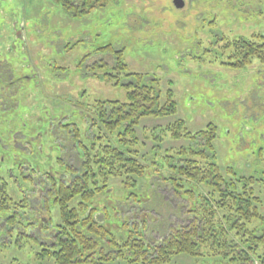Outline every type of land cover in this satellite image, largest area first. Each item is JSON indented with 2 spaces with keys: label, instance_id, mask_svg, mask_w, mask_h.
I'll return each mask as SVG.
<instances>
[{
  "label": "rangeland",
  "instance_id": "374dc122",
  "mask_svg": "<svg viewBox=\"0 0 264 264\" xmlns=\"http://www.w3.org/2000/svg\"><path fill=\"white\" fill-rule=\"evenodd\" d=\"M183 1L185 5L179 9L174 0H114L102 10L74 19L53 0H0L3 58L15 67L17 78H33L22 82L23 89L15 98L19 107L12 111L15 117L8 119L10 126L27 133L21 137L27 150L20 151L25 166L33 164L38 150L37 145V149L30 150L29 137L35 133L28 128L38 126L41 110L48 109L53 117L63 111L80 121L73 104L126 102L124 85L134 82L127 74L145 76V83L159 92L162 106L172 93L176 113L142 118L134 135L127 137L130 144L126 149L136 153L141 164L148 167L140 187L145 192L141 199L147 205L142 210L127 203V194L117 180L110 181L113 185L105 202L110 209H118L110 216L114 220L133 223L146 218L150 224L146 233L155 241L186 219V208H182L187 203L174 196L167 181L173 177L185 185L191 183L169 168V163L179 167L186 159L203 165L205 162L191 156V149L215 162L223 175L231 168L236 178H255L253 187L263 201L264 214V64L253 59L247 68L231 67L233 50L228 47L233 41L264 35V0ZM14 22L22 35L18 55L7 50L12 43L7 30ZM120 58L127 70L117 68ZM180 120L186 126L179 131L182 137L175 140L171 127ZM24 124L28 125L26 129ZM211 124L217 130L213 152L207 150L201 136L192 139ZM79 126L84 127L82 122ZM0 137L10 138L4 128ZM113 138L111 141L116 142V134ZM41 145V161L58 167L57 153H50L44 141ZM8 151L0 147V177L12 201L26 203L28 209L19 210L27 216L20 228H5V219L0 220V264H53L40 254L47 246L55 245L52 237L61 224L59 208L45 200L48 186L41 199L35 200L40 191L32 189L25 178L27 172L24 176L13 168ZM9 171L13 176L8 175ZM35 171L38 173L39 168ZM30 197L39 204L40 212H30ZM41 200L49 204L43 205ZM145 213L151 218L144 217ZM102 217L99 214L97 220ZM39 220L46 221L45 227L39 225ZM252 227L264 229V223L254 222ZM195 259L177 258L180 264H196Z\"/></svg>",
  "mask_w": 264,
  "mask_h": 264
},
{
  "label": "trees",
  "instance_id": "16d2710c",
  "mask_svg": "<svg viewBox=\"0 0 264 264\" xmlns=\"http://www.w3.org/2000/svg\"><path fill=\"white\" fill-rule=\"evenodd\" d=\"M53 1L71 18L81 19L106 8L114 0ZM228 47L233 50L229 57L231 67L247 68L253 59L264 64V35L252 40H236ZM117 54L121 56L120 52ZM118 61L117 68L127 70L121 58ZM127 77L134 82L123 84L127 89L126 102L97 101L91 106L85 105V117L91 119L90 140L86 134L82 136L78 130L80 126L76 131L77 137L85 141L81 142L83 172L76 174L72 167L65 170L66 163L61 161L58 167L51 166L50 174L45 172L47 180L39 186L52 188L51 195L44 199L58 206L61 224L54 229L55 245L47 246L40 256L53 264H180L178 257L196 258V264H264V229L252 227L254 222L264 223L263 201L253 187L257 180L236 178L231 168L223 175L215 162L208 161L209 158L197 150L191 149V156L201 159L205 162L203 165L191 159H186L179 167L169 163L170 170L191 183L185 185L168 177L174 196L187 203L182 208H186V219L169 228L160 241L151 239L146 233L150 227L146 218L131 223L110 217L118 211L105 204L113 185L110 181L120 182L127 194V203L132 202L142 210L147 205L141 199L145 192L140 187L148 167L141 164L136 153L126 149L130 144L127 137L134 135L142 118L177 112L171 92L162 106L159 92L155 86L145 83V76L127 74ZM82 124L84 126V122ZM185 126L180 120L171 127L175 140L182 137L179 131ZM216 131L211 124L207 131L197 133L192 139L201 136L204 146L213 152ZM115 134L116 142L111 141ZM182 152L187 154L185 148ZM56 171L71 172L73 180L62 181ZM6 186L0 177V220L5 219V228H20L22 220L27 219L19 210L28 209V205L14 203ZM45 200L43 205H48ZM35 209L30 212L34 214ZM99 214L103 216L101 220H97ZM144 217L151 218L146 213ZM39 223L45 227L46 221L39 220Z\"/></svg>",
  "mask_w": 264,
  "mask_h": 264
},
{
  "label": "flooded vegetation",
  "instance_id": "af4514ba",
  "mask_svg": "<svg viewBox=\"0 0 264 264\" xmlns=\"http://www.w3.org/2000/svg\"><path fill=\"white\" fill-rule=\"evenodd\" d=\"M13 24L14 26L7 30L8 36L12 40V43L7 46V50L10 52V54L14 53L18 55V51L22 50L20 45L22 35L21 30L15 26V22ZM4 40V32L0 28V135L1 130L4 128V130L7 132V136H10V138H7L6 140L0 137V147L10 150L8 152L10 153L9 157H11L13 168H16L20 174H22L21 170L23 169L26 172L30 171L28 174L32 175L37 167L39 168V171L43 170L48 174L51 173V166L46 162L41 161L40 154L42 153L43 148L41 141L47 142L49 144L48 148L50 153H57L55 157L57 163L59 161L66 163L64 167L65 170H67L68 167H72V170L76 174L83 172L84 152L81 148V142L84 140L77 137L76 131L78 129L77 126H79V122H84L83 129L79 128L78 130H81L82 136L85 137L86 134V138L90 140L91 119L88 116L85 117V105L82 103H72V106L76 108V112H74V114L77 115L80 121H74L73 114L66 115V113L63 111H61L60 116L53 117L50 115V111L48 109L41 110V115L37 118L39 121L38 126L28 128L33 130L35 133L34 136L29 137L30 148L34 149V147L36 148V145L38 147V150L35 151L34 158L32 159L33 164L31 166L20 165L21 163L18 161V157L21 153L20 150L22 147L21 137L26 136L27 133L22 128L20 129L18 127L15 128L12 125L10 126L8 119L10 116L15 117L14 113L12 115V111L19 107L18 103L15 101V98H18L17 95H19V90L23 89L21 86L22 82H31L33 78L28 75L19 76L18 78L16 77L17 71L15 67L12 64L10 65L9 62L3 58V55L5 54L1 53V50L5 48ZM4 124H6V126L2 128L1 125L4 126ZM23 126L24 129H26V126L28 125L24 124ZM45 137H47V139ZM89 142L90 141H88V143ZM16 150H18V152H15ZM25 150L27 149L24 148V151ZM2 161L4 160L2 159ZM34 173L36 174L37 172L35 171ZM12 174V171L8 172L9 176H13ZM56 175L57 177H60L62 181L64 180L70 182L73 180L71 172L56 171ZM43 179H34L33 184L35 189L38 188L42 181H46L47 177H44ZM37 190L40 191V193L37 194L35 200H39V198L41 199V194H44L45 192V190L41 188H38ZM48 190V193L50 194L52 188L50 189V187H48ZM37 209L38 208L35 210Z\"/></svg>",
  "mask_w": 264,
  "mask_h": 264
},
{
  "label": "crops",
  "instance_id": "0c3cea01",
  "mask_svg": "<svg viewBox=\"0 0 264 264\" xmlns=\"http://www.w3.org/2000/svg\"><path fill=\"white\" fill-rule=\"evenodd\" d=\"M45 143H47V142H45ZM47 144H48V143H47ZM21 145H22V140H21ZM48 145H49V144H48ZM25 146H26V145H25ZM25 146L23 145V146L21 147V150H24V147H25ZM31 149H32V148H30V150H31ZM21 150H20V151H21ZM21 152H22V151H21ZM18 161L21 163V164H20L21 166H24V165H25L24 163H26V162H23V163H22V159H21L20 155H19V157H18ZM21 171H22V175H24V173L26 172L25 170H21ZM27 173H28V171H27ZM27 173H26V174H27ZM37 175H38V178H41V179H42V177H43V178L45 177V172H44L43 170H42V171L40 170L37 174H32V175H31V174H30V175L27 174L26 177H25L26 179L30 180V182L32 183V189L35 188L33 183H34V179H35L34 177H36ZM24 176H25V175H24ZM31 178H32V179H31ZM37 189H38V188H37ZM37 189H36V190H37ZM30 198L32 199V197H30ZM42 199H43V198H42ZM41 201H42V200H41ZM42 202H43V201H42ZM31 205H32V204H31ZM32 206H34V205H32Z\"/></svg>",
  "mask_w": 264,
  "mask_h": 264
},
{
  "label": "water",
  "instance_id": "95a60500",
  "mask_svg": "<svg viewBox=\"0 0 264 264\" xmlns=\"http://www.w3.org/2000/svg\"><path fill=\"white\" fill-rule=\"evenodd\" d=\"M174 5L177 7V8H179V9H181V8H183L184 7V1L183 0H174Z\"/></svg>",
  "mask_w": 264,
  "mask_h": 264
}]
</instances>
